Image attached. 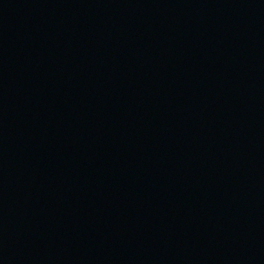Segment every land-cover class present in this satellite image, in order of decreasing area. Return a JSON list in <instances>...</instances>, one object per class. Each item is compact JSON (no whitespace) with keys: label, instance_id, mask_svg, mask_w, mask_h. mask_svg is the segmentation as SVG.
<instances>
[{"label":"water","instance_id":"water-1","mask_svg":"<svg viewBox=\"0 0 264 264\" xmlns=\"http://www.w3.org/2000/svg\"><path fill=\"white\" fill-rule=\"evenodd\" d=\"M0 264H264V0H0Z\"/></svg>","mask_w":264,"mask_h":264}]
</instances>
